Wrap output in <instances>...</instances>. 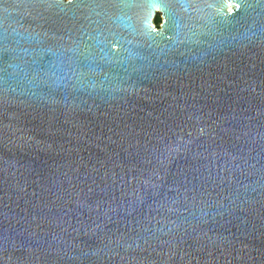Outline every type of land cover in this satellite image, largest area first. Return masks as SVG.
I'll use <instances>...</instances> for the list:
<instances>
[{"label":"water","instance_id":"obj_1","mask_svg":"<svg viewBox=\"0 0 264 264\" xmlns=\"http://www.w3.org/2000/svg\"><path fill=\"white\" fill-rule=\"evenodd\" d=\"M0 264H264V0H0Z\"/></svg>","mask_w":264,"mask_h":264},{"label":"rangeland","instance_id":"obj_2","mask_svg":"<svg viewBox=\"0 0 264 264\" xmlns=\"http://www.w3.org/2000/svg\"><path fill=\"white\" fill-rule=\"evenodd\" d=\"M160 22H161V20H160L159 16H156V18L154 20L155 26L158 27L160 25Z\"/></svg>","mask_w":264,"mask_h":264}]
</instances>
